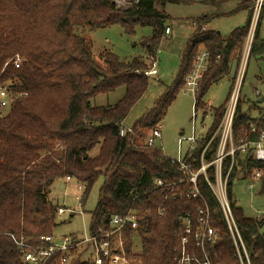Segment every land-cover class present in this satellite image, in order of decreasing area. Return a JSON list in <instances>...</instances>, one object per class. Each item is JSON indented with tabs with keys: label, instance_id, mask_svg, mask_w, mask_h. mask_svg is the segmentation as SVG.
Returning <instances> with one entry per match:
<instances>
[{
	"label": "trees",
	"instance_id": "trees-1",
	"mask_svg": "<svg viewBox=\"0 0 264 264\" xmlns=\"http://www.w3.org/2000/svg\"><path fill=\"white\" fill-rule=\"evenodd\" d=\"M185 2L138 0L122 10L112 0H0V86L9 83L15 93L25 95L0 118V264H20L23 254L13 238H26L36 247L41 238L54 237L60 206L50 199L49 193L58 180L66 185L68 177L85 187L81 206L95 184L103 180L97 206L91 213L90 235L105 234L116 216L130 212L136 216L137 230L124 233L131 264H176L182 251L185 218L189 217L195 226L198 209L205 204L214 214L211 226L219 236L216 244L208 248L212 264H240L205 175L197 178L200 196L188 197L193 188L190 177L180 170L175 159L160 148L149 146L147 140L162 125L184 88L195 58L203 51L210 54V64L196 97L195 110L207 115L204 98L208 91L239 66L254 0L206 3L218 7L236 2L235 12H248L246 24L223 37L218 31L203 29L216 16L195 19L197 29L186 47L174 85L129 130L124 127L130 111L149 87L150 77L145 73L152 66L145 59L152 62L166 29L170 28L166 23L171 18L165 7L168 3ZM263 20L264 7L249 60L264 59ZM115 25L121 26L127 35L135 34L138 28L152 27L153 35L141 44L146 57L124 62L107 51L102 56L106 66L103 69L95 61L87 40L77 35L75 29ZM17 55L23 58L20 69L13 64ZM120 88L125 89V94L114 106L92 105L96 97ZM228 99L221 107L212 108V127L198 139L194 150L183 157L193 171L200 170L208 145L205 162L211 163L215 158L219 144L215 134ZM247 103L245 98L239 101L235 135L245 134L248 124L256 123L252 118L254 112H264L257 101L249 102L252 105L244 109ZM237 161L248 178L258 166L239 156ZM230 165V159L226 160L224 170ZM236 175L235 166L228 181L233 215L250 263L264 264V221L245 216L237 207L232 191ZM214 176L215 168L210 166L207 177L214 181ZM135 238L140 240V253L134 252ZM196 252L200 258V251ZM85 255L73 252L67 264H91L89 255ZM58 262L56 256L49 264Z\"/></svg>",
	"mask_w": 264,
	"mask_h": 264
},
{
	"label": "rangeland",
	"instance_id": "rangeland-1",
	"mask_svg": "<svg viewBox=\"0 0 264 264\" xmlns=\"http://www.w3.org/2000/svg\"><path fill=\"white\" fill-rule=\"evenodd\" d=\"M137 1L112 0L122 10L129 9ZM213 1L215 0H186L185 4L168 3L166 5L164 11L171 18L166 24L171 28V35L164 34L158 54L155 55L154 59H151V63L148 59H145L151 66L156 63L155 67L158 74L150 77L146 93L133 107L124 121L126 129H130L151 110L156 102L165 95L168 88L174 85L186 47L197 29L194 20L204 16L229 13L237 8L236 2L226 3L218 7L206 4ZM246 16L245 12H239L230 17H216L204 25L203 29L218 31L223 37H228L235 29L246 24ZM75 33L87 40L95 61L104 69L106 66L103 63L102 56L107 51L115 54L124 62H130L134 58L146 57V52L141 44L144 39L152 37L153 29L152 27L138 28L135 34L127 35L121 26L115 25L104 28L79 27L75 29ZM247 41L248 38H246L243 46L241 59ZM238 68H232L228 77H224L211 87L204 98L206 105L210 104L214 109H217L226 103L228 97H230L229 93L233 87ZM259 78L263 80L260 81ZM256 91H260L264 97V63L260 62L259 59L251 58L246 71L242 98L254 103L257 100ZM124 94L125 89L120 88L109 95L96 97L92 100V105L97 107L114 106ZM195 101L191 94H186L184 90H181L177 100L171 106L162 122V137L156 142V147L173 159L184 157L191 148L188 142H183L180 145L179 141L182 138L187 139L193 135H196L197 138L203 137L213 125L214 117L211 107H205L206 116L202 111H199L197 117L194 118ZM248 107L249 103L245 104L244 109ZM7 111L4 110L3 113L6 114ZM150 133L147 134L148 137ZM102 184L103 180L100 179L92 188L86 201L83 202L82 208H79L73 197L76 193L74 185H69L67 190L63 180H58L54 183L50 189V199L64 209L75 211L73 214L66 212L61 217H56L57 226L54 228L53 233L56 241L69 236L86 238L90 235L91 213L97 206ZM252 184H254V187L251 189L250 186ZM66 191L69 195L64 197ZM232 191L237 207L243 210L245 216L264 221V181L251 180L245 177L241 168L233 182ZM141 250L140 240L135 238L134 252L140 253ZM78 253H85V256H87L88 251L83 247L78 250Z\"/></svg>",
	"mask_w": 264,
	"mask_h": 264
},
{
	"label": "built area",
	"instance_id": "built-area-1",
	"mask_svg": "<svg viewBox=\"0 0 264 264\" xmlns=\"http://www.w3.org/2000/svg\"><path fill=\"white\" fill-rule=\"evenodd\" d=\"M263 7L264 0H254L252 7V21L247 36L248 41L236 77L233 81L234 84L224 115L215 134V136H219V144L214 160L211 163H206L204 160V154L209 145L203 151L201 157L202 166L197 172L193 171L183 162V157L175 159V162L180 166V170L190 177V182L193 184V188L188 197L197 198L200 196V192L196 186L197 178L200 174L205 175L208 185L217 201L221 218L228 226L240 264L251 263L233 215L228 194V181L235 166L237 170L236 177L239 174L241 167L238 165V156L245 161L249 160L258 164L249 177L251 180L264 181V112L261 114L256 113L255 116H252L256 123L248 124L245 134L235 135L234 132L236 110L239 101L242 98V90L252 50L255 30ZM165 35H171V28L166 29ZM13 64L16 69H20L23 64V58L19 55L15 56ZM209 64L210 54L207 51L201 52L195 58L191 71L185 78L183 90L186 94H191L195 100L200 86L204 81L205 75L209 70ZM155 65L156 63H154L152 68L145 73L146 76L151 77L158 74ZM255 95L257 100L262 97L260 91H256ZM24 96V94L15 93L11 89L9 83L1 85L0 118L5 114L3 113L4 110L10 111L16 101ZM206 106L211 107V109L213 108L210 104ZM197 114L198 111L195 110L194 118L197 117ZM161 128L162 127L159 126L152 132L147 140L149 146L155 147L156 142L161 139ZM124 134L125 130H122L121 136ZM198 139L199 138H197L196 135H193L187 139L182 138L179 143L181 145L183 142H188L191 145L189 151H192L194 150ZM228 159H230L231 165L229 169L225 171L224 163ZM210 166H214L215 168L214 181L209 180L207 177V170ZM245 173L246 171L243 169V175L246 177ZM65 182L67 190L69 189V185H74L76 193L73 197L78 203V207L81 208L85 187L75 182V180L70 177L66 178ZM253 187L254 184L250 186L251 189ZM68 195L69 194L66 191L64 197H67ZM66 212L71 214L75 213V211H72L71 209L60 207L57 216L61 217ZM213 215L214 214L211 212L210 208L205 204L198 209V219L195 226L192 224L189 217L185 218L182 251L180 257L176 260V264H212L208 248L214 246L219 238L217 231L211 226ZM137 228V218L130 212L125 216H116L112 218L109 230L100 236L89 235L86 238L78 237L76 240L69 236L64 237L60 241H56L54 237L49 236L41 238V244L36 247L31 246L26 238H21L20 240L13 239L19 251L23 254L20 264H49V262L56 256H59L58 264H67L72 259L73 252H76L83 247L85 250L89 251L87 255H89V261L91 264H131L125 251L124 233L128 229L137 230ZM192 245L193 248L191 247ZM196 251H200V258L196 256Z\"/></svg>",
	"mask_w": 264,
	"mask_h": 264
},
{
	"label": "crops",
	"instance_id": "crops-1",
	"mask_svg": "<svg viewBox=\"0 0 264 264\" xmlns=\"http://www.w3.org/2000/svg\"><path fill=\"white\" fill-rule=\"evenodd\" d=\"M239 12H245L246 14H247V16H246V19H247V17H248V12L247 11H239ZM239 12H235V10L234 11H232V12H229V13H224V14H226L225 16H221V17H230V16H233V15H235V14H237V13H239ZM218 15H221V14H218ZM218 15H214V16H218ZM216 17H214V18H216ZM218 17H220V16H218ZM264 21V20H263ZM264 24V23H263ZM262 24V27H261V36L262 37H264V25ZM220 33V32H219ZM260 62H262V63H264V59H262V60H259ZM259 80L260 81H262L263 79L262 78H259ZM257 101V105H258V107L259 108H263L264 107V97H263V95H262V97L261 98H259L258 100H256ZM249 102H251L250 100H248V103ZM250 105H252V104H249V106ZM256 115V113L253 115V116H255ZM182 135V134H181Z\"/></svg>",
	"mask_w": 264,
	"mask_h": 264
},
{
	"label": "water",
	"instance_id": "water-1",
	"mask_svg": "<svg viewBox=\"0 0 264 264\" xmlns=\"http://www.w3.org/2000/svg\"><path fill=\"white\" fill-rule=\"evenodd\" d=\"M0 114H1V112H0Z\"/></svg>",
	"mask_w": 264,
	"mask_h": 264
}]
</instances>
